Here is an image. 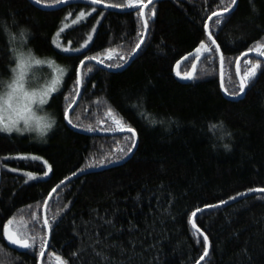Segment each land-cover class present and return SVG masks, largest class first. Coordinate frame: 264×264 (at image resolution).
Segmentation results:
<instances>
[{"label": "trees", "instance_id": "16d2710c", "mask_svg": "<svg viewBox=\"0 0 264 264\" xmlns=\"http://www.w3.org/2000/svg\"><path fill=\"white\" fill-rule=\"evenodd\" d=\"M125 3L104 0L102 4ZM40 4L57 2L41 0ZM217 5L223 7L220 0H158L154 18L149 15L153 5L145 11L147 38L125 69L108 72L92 63L83 66L80 98L69 118L75 128L85 131L92 125L105 131L110 126L105 112L111 106L136 129L138 144L123 164L76 177L53 195L46 218L51 222L55 216L56 223L42 264L52 252L70 264H102L92 245L115 264H195L203 254V237H197L189 223L191 213L248 193L250 188H264V72L258 71L235 101L220 91L218 55L212 62L202 57L189 83H181L174 74L177 61L195 51L201 40L210 44L203 25L218 10ZM89 8L95 11L88 18L56 35L62 25ZM138 10H105L85 4L45 10L29 0H0V18L15 17L29 25L34 33L30 43L36 51L71 69L47 104L58 122L46 142L0 133V264L38 262V249L17 252L8 248L2 227L8 219L23 218L30 232L46 233L42 208L52 189L73 173L91 169L88 164L93 160L117 155L123 138L131 135L78 133L66 125L64 117L77 93L81 60L91 55L103 58L109 48L115 49L112 62H118L115 56L132 55L143 35ZM229 15L220 29L213 25L211 31L218 33L217 43L225 52L223 83L232 93L238 90L235 57L264 37V0H238ZM92 28L96 31L90 44L79 53L53 46V40L61 44L69 38L81 44ZM8 55V44L0 33V73L4 75L8 74ZM194 60L184 62L180 72H188ZM141 101L143 110L166 123L151 124L141 118L142 109L133 107ZM221 121L223 133H232L223 140L221 130L212 127ZM225 143L230 150L223 147ZM21 155L41 160L16 158ZM43 161L52 168L47 177ZM25 172L38 179L26 183ZM197 217V226L210 242V255L201 264H264V193L205 210ZM112 244L117 247H105Z\"/></svg>", "mask_w": 264, "mask_h": 264}, {"label": "snow or ice", "instance_id": "6c2138e0", "mask_svg": "<svg viewBox=\"0 0 264 264\" xmlns=\"http://www.w3.org/2000/svg\"><path fill=\"white\" fill-rule=\"evenodd\" d=\"M57 3H66L68 0H56ZM104 0H90V3L92 5L103 3ZM251 2V0H250ZM37 4L41 3V0H36ZM237 3V0H220V4L223 5L221 8L219 5H217L218 10L212 11L210 15L207 17V21L203 25V31L207 33V40L210 42L205 43L203 40L199 43V46L195 48L194 53V59L196 61H200L203 57L205 60H209V62H212L215 60V58L218 55L219 63L221 70H223V66L225 64V52L221 51V44L217 43L218 33H214L211 31V26H215L217 29H220L224 23L230 18L229 16H226V13L230 14V9H232V6ZM149 5H153V7L149 10V15L151 17L156 16V8L154 6V0H147V3H145V0H126L125 4H107L106 7L111 8H119L124 7L128 9H135L138 8L137 16L140 21H142V31L143 33H147L149 30V19L146 18L145 9L148 8ZM92 11H95V8L92 9ZM253 11H256L255 6L253 5ZM90 14V13H89ZM85 12L81 11L79 15L76 17L75 20H73V24L78 23L80 20L85 18ZM215 18V19H213ZM211 22V24L209 23ZM68 27V25H65V28H61L57 32V36H60L62 32L65 31V29ZM96 30L93 29V32ZM214 36L216 38H214ZM92 40V37H88V41L85 42V45L82 47H87L88 42ZM53 43L56 44L57 48H60V44H57L55 40H53ZM70 43V42H69ZM145 43L144 35L140 36L139 43L135 45V48L133 49V53L136 52L137 49L141 48V45ZM225 48H227V45H225ZM63 51L65 53L75 51L77 53L81 52V48H71L67 47L64 48ZM249 53H255L254 58H248L243 60L244 64V70L241 72V59L248 57ZM114 54L115 49L109 48L107 50L106 56L103 58L99 55H91L86 56L85 59L88 61H95L98 65H104L108 69L112 68H122L132 57H124V56H115V60L118 62H112L114 61ZM208 54V55H205ZM192 55V54H189ZM261 57H264V37H262L260 40L256 41L253 46L248 47L247 51L241 52L239 56L235 57V69H236V76L239 78L238 80V90L234 91L232 93H229L227 88H224L223 83V71H221V88H224L225 94L232 95L234 97H238L241 93H245L246 88L249 86L250 82L253 81L254 78L257 77L258 71L264 72V61H261ZM211 58V59H210ZM188 57H184V60H187ZM85 61L81 60L80 65L81 67L84 66ZM180 67V61H177L176 68L179 69ZM197 65L196 63L192 64V71L181 73L179 70L176 71V76L179 77L182 80H188L191 81L195 79V72H196ZM89 72L92 71L91 68L88 69ZM63 73H61L56 80L53 82V87L49 92V99L47 101V104L49 103L50 98L52 97L53 93L57 92V89L55 87L56 84H61ZM82 83V80L78 77L76 79V84L80 85ZM71 107V105H69ZM133 107L141 108L140 116L141 118H148L149 122L151 124H164L166 123L165 119H157L154 116H150L146 110H143V102L139 105H134ZM105 116L110 121V126L107 129H104L105 131L109 132H119V133H130V136H125L124 139V146H121L117 151L118 154L115 156L105 157L104 159L100 161L93 160L88 164L89 168L100 166L101 164H104L106 162H118L119 160L125 159L126 157H129L131 154H134V149L137 147V132L136 129H134L129 123H127L122 116L111 106H108L105 112ZM65 118L67 119V112L65 113ZM167 122L169 124L172 123L171 118H167ZM68 123L71 124L74 128L77 127L76 124H73V121L71 119H68ZM97 123L103 124V120H98ZM213 129L219 128L222 132L220 135V139H224V135H227L228 137L232 136L231 132L223 133L224 124L223 121L220 122L219 125L213 124ZM85 131L88 132H95L97 131V128H95L92 125H89ZM223 147L226 150H230V145L225 143ZM20 160H28L31 159L33 161L41 160L40 156H27V155H21L16 157ZM43 163L47 166L48 171L44 172L43 175L45 177L48 176V173L52 171L51 165H48L47 161H43ZM11 171H16V169H11ZM81 171H84V169H81ZM24 175L27 177V180L25 181H35L38 179L37 175L32 172H25ZM75 175V173H73ZM64 182L61 181V184ZM57 188L60 187V185L56 186ZM56 188L52 189V192H55ZM249 193L257 192V193H264V188H250L248 189ZM245 193H238L237 196L230 197V200H236L238 196H244ZM52 193H49V197L51 198ZM228 200H221L218 204H210L206 205V208H219L222 205H227ZM44 205H48V201H44ZM204 209L197 208L195 211L191 213V218L189 219V223L191 224L192 228L195 230V233L197 234V237L202 236L203 237V254L199 257V259L195 262V264H200L201 261H204L206 257H209L210 255V242L208 235L204 234V232L197 226L196 220L192 218H198L197 213L203 212ZM53 223H56V217L54 216L52 221L50 222L49 219L45 218L43 220V226L48 229L49 233L52 230ZM108 223H111V221H108ZM15 225V227H14ZM3 227V238L7 239L10 244L16 245L23 249H29V250H37V255L41 259L45 258V249L48 246V233L40 234L35 231H29L27 227V222L23 218H17L16 216H13L12 218L7 220L6 224L2 225ZM198 244L200 243V240L197 238L196 241ZM96 244H99L100 241L97 240L95 242ZM93 251L95 252L96 256H99L101 258L102 264H115V261H110L109 256L107 253H105L102 249L100 251H96L95 245H92ZM105 247H117V245H106ZM121 254L123 253L124 249L121 246L120 248ZM244 254L247 255L246 250H244ZM73 257L77 256V253L72 254ZM248 260L251 261V257H248ZM70 264V262L66 259H63L61 255H57L54 252L49 253L46 264Z\"/></svg>", "mask_w": 264, "mask_h": 264}, {"label": "clouds", "instance_id": "9594fccd", "mask_svg": "<svg viewBox=\"0 0 264 264\" xmlns=\"http://www.w3.org/2000/svg\"><path fill=\"white\" fill-rule=\"evenodd\" d=\"M0 33L8 44V74L0 73V133L29 135L46 142L55 130L58 118L47 108L53 82L70 66L40 54L30 41L31 27L15 17L0 18ZM60 84L55 87L58 90Z\"/></svg>", "mask_w": 264, "mask_h": 264}, {"label": "water", "instance_id": "95a60500", "mask_svg": "<svg viewBox=\"0 0 264 264\" xmlns=\"http://www.w3.org/2000/svg\"><path fill=\"white\" fill-rule=\"evenodd\" d=\"M29 1H30L31 3H33L35 6L41 8V9H45V10L59 9V8H62V7H64V6L71 5V4H89V5H91V6H94V7H97V8H102V9H105V10H112V9H114V8H111V7H106V5H105V4H102V3H100V4H96V5H92V4L90 3V0H68V2H66V3H58V4H55V5H43V4H37L35 0H29ZM157 1H158V0H154V3H156ZM237 2H238V0H237ZM146 3H147V2H146ZM150 6H151V5H149L148 7H150ZM236 6H237V3H236L235 5L232 6V9H230V13L236 8ZM146 9H147V8H146ZM146 9H145V11H146ZM227 14H229V13H226L225 15H227ZM152 18H153V17H152ZM213 19H214V18H213ZM206 22H208V21H206ZM209 23H210V22H209ZM206 34H207V33H206ZM143 35H144V39L146 40V38H147V33H146V34L143 33ZM142 45H143V44H142ZM142 45H141V47H142ZM139 50H140V49H137L135 53H132V55L130 56V57H132V59H130V60L128 61V63H126L122 68H112V69H108V68H106L104 65H98L95 61H88V60H86V59H84V61H85L84 65H86V64H88V63H92V64L98 66L99 68H101V69H103V70H106V71H108V72H119V71L125 69V68H126V67H127L132 61H133V59L135 58V56L137 55V53L139 52ZM194 53H195V51H193L192 53H190V54H192V55H189V54L186 55V56L188 57L187 60H184V57H186V56H184V57L180 60V67H181V65H182L184 62H187V61L190 60L191 58H194ZM254 57H255V53H249V56H248V57H245V58H254ZM245 58H242L241 61H242L243 59H245ZM260 59H261L262 61H264V57H261ZM193 63H196V65L198 66L199 61L194 60ZM180 67H179V69H177V68H176V65H175V67H174V74L176 73L177 70L180 71ZM82 68H83V67H81V65L79 64L78 69H77V78L79 77V78L81 79V70H82ZM196 69H197V68H196ZM189 71H192V66H191V68H190ZM221 71H223V70H221L220 63H219V86L221 85ZM235 74H236V69H235ZM175 76H176V74H175ZM176 78H177L181 83H189V82H190V81H188V80H182V79H180V78L177 77V76H176ZM236 78H237V81H238L239 78H238L237 76H236ZM220 91H221V93L223 94V96H224L226 99H228V100H239V99L243 96V94H244V93H241L238 97L229 96V95L225 94L224 88H221V86H220ZM80 94H81V84H80V85H77V93H76V96H75V98H74V101L72 102L71 107H69L68 110L66 111V112H67V119L64 117V118H65V123H66V125H67L70 129H72V130L75 131V132L82 133V134H86V135L118 136V135H123V134H130V133H119V132L113 133V132H109V131L88 132V131H82V130H80V129L74 128L71 124L68 123V119L70 118V115H71V113H72L74 107L77 105V103H78V101H79ZM137 144H138V138H137ZM135 150H136V148L134 149V152H135ZM132 155H133V154H131L129 157H126L125 159H122V160H120V161H118V162H115V163H112V164H109V165H106V166L97 167V168H91V169H87V170H84V171L76 172L75 175L72 174L71 176H69L68 178H66V179L63 180V182H64L63 184H61V183L58 184V185H60L59 188L54 187V188H56V191H55V192H52V191L50 192V193H52L51 198L53 197V195H54L58 190H60V189L62 188V186H64L65 184H67V183H68L69 181H71L72 179H74V178H76V177H79V176H81V175H84V174H86V173L96 172V171H99V170H101V169H105V168H108V167H112V166H116V165L123 164V163L126 162L128 159H130ZM255 193H257V192H253V193H249V192H248V193H245L244 196H238L237 199L234 200V201H233V200H228L229 202H228L227 205H229V204H231V203H234V202H236V201H239V200H241V199H243V198H246V197H248V196H250V195H253V194H255ZM51 198L49 197V194H48V196H47V198H46V200L48 201V204H49ZM47 206H48V205H47ZM47 206L43 205V208H42V221L46 218V208H47ZM223 206H226V205H222V206H220V207H223ZM211 209H216V208H211ZM205 210H210V209H209V208H204V211H205ZM201 213H202V212H201ZM198 214H200V213H197V215H198ZM192 219H195V218H192ZM45 231H46V233H48V241H49L50 233H49V231H48L47 228H45ZM4 241H5L6 245L8 246V248L11 249V250H14V251H17V252H23V251L28 250V249H23V248H20V247H18V246H16V245H12V244H10L9 241H7V239H5V238H4ZM48 248H49V243H48V246H47L46 249H45V255H46V253H47V251H48ZM206 258H207V257H206ZM206 258H205V259H206ZM42 260H43V259H41L40 257H38V262H37V264H42ZM202 262H203V261H201L200 264H201Z\"/></svg>", "mask_w": 264, "mask_h": 264}, {"label": "rangeland", "instance_id": "374dc122", "mask_svg": "<svg viewBox=\"0 0 264 264\" xmlns=\"http://www.w3.org/2000/svg\"><path fill=\"white\" fill-rule=\"evenodd\" d=\"M92 9L93 8H89V9H87L86 11H85V18L84 19H82V20H85L86 18H88L89 16H90V14L89 13H92ZM76 18L74 17V18H72L69 22H66L64 25H62L61 26V28H65V25H68V27L66 28V29H68V28H70V27H72V26H74V25H76V24H73V20H75ZM60 28V29H61ZM59 29V30H60ZM65 29V30H66ZM93 29H95V28H92L90 31H89V33L87 34V36H86V39H85V41L84 42H82L81 44H76L75 42H72V40L69 38V39H64V41H63V43H61L60 44V48H57L56 47V44H54L53 43V46L57 49V50H59V51H62V52H64L63 51V49L64 48H67V47H71V48H73V49H75V48H81V50L82 49H84L85 47H82L83 45H85V42L86 41H88V37L89 36H91L92 38H93V35H94V33L95 32H93ZM70 42V43H69ZM91 42V41H90ZM90 42H88V45L90 44ZM58 44V43H57ZM87 45V46H88ZM75 51H71V52H68V53H74ZM47 171H48V168H47Z\"/></svg>", "mask_w": 264, "mask_h": 264}, {"label": "bare ground", "instance_id": "6f19581e", "mask_svg": "<svg viewBox=\"0 0 264 264\" xmlns=\"http://www.w3.org/2000/svg\"><path fill=\"white\" fill-rule=\"evenodd\" d=\"M58 4V3H57ZM53 5H55V4H53ZM85 5H89V4H85ZM68 6V5H67ZM89 6H91V5H89ZM65 7V6H64ZM93 7V6H92ZM63 8V7H62ZM262 61V60H261ZM235 101V100H234Z\"/></svg>", "mask_w": 264, "mask_h": 264}]
</instances>
